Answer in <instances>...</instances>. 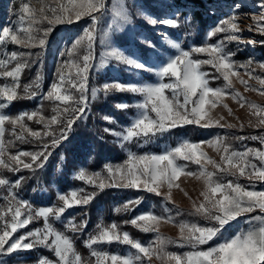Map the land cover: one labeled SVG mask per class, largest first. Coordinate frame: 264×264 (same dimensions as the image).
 <instances>
[{
  "label": "snow or ice",
  "instance_id": "6c2138e0",
  "mask_svg": "<svg viewBox=\"0 0 264 264\" xmlns=\"http://www.w3.org/2000/svg\"><path fill=\"white\" fill-rule=\"evenodd\" d=\"M35 3L39 7L33 6V0H21L16 26H5L0 29V46L12 44L26 49L37 47L45 49L48 37L57 25L74 24L85 18L90 23L83 27L82 34L75 38L70 47L60 53L62 57L66 55L68 59L60 63L56 70V78L42 96V99L53 103L52 111L55 114L51 117L43 116L39 110L15 116L3 112L14 100L40 95L39 92L32 90L33 85L37 89L40 88L39 75L32 85H23V94L18 89L21 88V74L34 62L33 58H38L41 54L11 51L6 52L4 58H0V78L11 80V83L0 86V169L13 174L26 169L34 174L45 166L52 155V150L68 140L73 125L78 120L86 119L90 103L88 95L90 70L103 66L107 60L126 65L128 69L154 71L157 77L156 83H123L117 80L105 82L102 88L91 89L92 100L96 99L100 91H103L105 96L112 92H128L143 98L134 105L128 103L116 105L121 110L130 107L137 109L136 116L123 131L107 127L103 129L105 133L118 137L121 147L131 143L142 147L158 134L186 125H196L203 129L234 128L236 127L234 124L221 123L224 120L223 116L216 118L211 115L212 110L218 106L227 109L229 115H232V110L223 103L225 96H231L241 108L247 107L250 116L249 127L264 128V105L248 101L237 91H229L233 88L232 78H236L246 92L253 91L264 97V76L256 73L252 59L238 64L232 59L236 52L226 50L225 41L244 43L243 37L236 34L242 31L237 20L248 13L234 11L230 16L219 20L216 26L207 32L205 43L200 46L193 45L189 50L181 48L180 43L168 40L177 54L152 65L138 56L127 54L124 49L112 46L108 32L100 29L103 17L109 12L105 0H54V3L35 0ZM253 6L258 7L259 11L258 14L251 15L254 27H249L248 30H256L264 36V0H257ZM233 7L240 9L243 5L237 3ZM110 11L113 21L108 25L109 28L115 27L122 31L124 26L132 24V17L124 0H115ZM208 11L212 14L216 9L210 7ZM139 14L152 26L163 25L168 28L180 26L179 10L165 12L160 17L145 11ZM191 20L192 13L188 12L185 23L191 26ZM98 32H101V44L109 49L105 53V58H102L101 65L93 63ZM222 33L225 34L222 39L214 43L207 42ZM160 35L168 39L166 32H161ZM141 42L150 48H156L153 41L146 36L141 37ZM246 43L264 44V40L248 39ZM81 48L84 49L82 56L79 55ZM193 54L206 55L208 59H195ZM203 65H210L215 69L211 79L222 78L224 81L222 86H210V74L201 70ZM256 67L264 72V62H257ZM241 68L244 69L243 74L240 73ZM243 76H247V79ZM250 80L255 81L259 87L250 85ZM71 89H75V93ZM34 118L35 123L43 125V131H35L27 126L25 120L33 121ZM104 119L109 123L114 122L110 116H105ZM6 124L12 126L11 134L16 140L30 143L31 141L24 136V133H27L39 142L38 148L33 151H9V148L15 147V142L5 141ZM17 126L21 130L19 133L15 131ZM243 127L241 123L240 129L243 130ZM228 139L240 142L248 139L259 140L261 148L245 147L244 150H237L226 142ZM201 145H206L217 152L219 160L210 158L201 149ZM180 161L187 163H179ZM256 161H259V164ZM188 163L199 165V168L191 170ZM207 165H211L214 170L209 171ZM104 171L107 175L101 172L89 173L81 168L74 178L90 185L94 191L88 192L80 188L72 189L67 194L57 193L58 200L62 202L59 206L40 207H34L31 202L17 194L16 190L21 187L26 177L19 176L15 180H10L0 175V189L6 193L0 197L6 202L0 206V264H9L5 257L14 256L19 260L20 253L38 248H46L53 252L56 260L40 257L37 264H151L153 257L160 261V264H264V189L256 188V182L264 183V134L231 137L218 135L200 142L182 140L175 147L166 148L158 154H139L129 150L123 164H107ZM181 176L202 180L203 190L199 193L202 199L192 202L193 210L187 215L199 217L205 223L178 219L185 214L179 211L173 214L174 210L168 208L167 204L162 206L164 215L148 211L125 221L145 233H156L154 240L148 244L133 239L128 232L121 231L115 222L108 225L100 222L84 241L90 257L95 258L91 260L82 258L76 251L72 239L49 223L51 217L64 223L65 228L73 233H84L88 226L86 219L76 223L75 217H70L65 223L62 217L68 209L87 206L98 192L106 188L142 189L156 196H163L165 201L171 203L172 189L180 187L175 182ZM241 178L247 179L249 183L241 184L239 182ZM163 188H167L166 193L161 192ZM180 191L184 190L181 188ZM184 194L187 196V192ZM140 203L139 198L128 200L121 207H117L116 211H132ZM257 211L261 214L250 215ZM241 217H245L247 229L241 228L235 235L222 238L226 226ZM40 218L44 221L42 228L28 229L30 223ZM161 222L178 228V239L173 240L160 235L158 226ZM21 229L28 230L20 231ZM113 243L128 245L135 251L122 255L94 247ZM169 245L181 248L188 246L192 251L184 253L168 251ZM203 245L209 246L205 249L200 247Z\"/></svg>",
  "mask_w": 264,
  "mask_h": 264
},
{
  "label": "rangeland",
  "instance_id": "374dc122",
  "mask_svg": "<svg viewBox=\"0 0 264 264\" xmlns=\"http://www.w3.org/2000/svg\"><path fill=\"white\" fill-rule=\"evenodd\" d=\"M45 2L54 3V0H45ZM256 2L257 0H230V1L220 2L219 4H216L214 6H210L208 3H204V6L199 9V14L201 15L202 19L205 20V22L202 24V27L199 30L198 34L196 35L194 33V35H192L191 34L192 25L189 26L187 23H185V17L187 16L188 12L192 13L193 11H196L198 9L194 6L183 4L184 2H181L182 4L178 6L176 5V0H124V3L132 17L133 22L131 25L124 26V29L121 31L115 27L113 28L108 27V25L111 24L113 21V17L110 9L112 5L115 3V0H105L106 6L109 8V12L105 17H103L100 23V29L102 31L108 32V39L112 42V46H116L121 49H124L127 54L138 56L139 58L144 59L145 61L151 63L152 65H156L159 60H166L169 56H174L177 54L176 49L171 47V45L168 43V40L174 41L176 43H180L181 48H183L184 50H189L193 45H197V46L203 45L205 43L207 32L209 31V29L214 28L216 24L219 22V20L230 16L231 13L234 11L246 12L248 13V15L246 16L242 15L237 20V23L242 29V31L236 33L237 35L243 37L244 43H240L238 41H232V42L225 41L226 50L236 52V55L232 57V59L235 60L238 64L247 62L249 59H252L253 61L252 66L256 68V73L258 75L264 76V72H262L258 67H256L257 62H264V55H262L261 51L259 50L260 47H264V44L258 43L255 45H248L246 43L248 39H253L257 41L264 40V36L260 35L258 31L248 30L249 27H254L251 19V15L258 14L259 11L258 7L253 6L256 4ZM237 3L242 4L243 7L240 9L234 8L233 5ZM20 4H21V0H0V29H2L5 26H9V27L16 26V23L18 21L17 13ZM33 6L39 7V5L35 3V0H33ZM210 7H214L216 9V11L212 14H209L208 11ZM176 10H179L180 13L179 16L180 15L183 16L181 18L178 17V19L180 20V26L177 28H168L163 25L152 26L143 18L142 15L139 14L141 11H145L153 16L160 17L165 12H175ZM87 23H90V21H88L87 18H85L84 20H81L74 24L57 25L53 30L59 32L57 45L60 44V46H59V51L56 49L57 47L53 46L52 49L53 56L51 57L48 63V67L46 69V75H45V78L47 79V84H45V86L42 88L43 94L47 92L51 83L56 78V70L60 65V63L63 60L68 59L66 55L62 57L60 53L65 52L66 48L70 47V44L74 42L75 38L78 35L82 34V29L83 27L86 26ZM161 32H166L168 34L167 40L162 35H160ZM100 35L101 32H98L97 40L94 45L93 63L96 65H101L102 58H105V53L109 50L105 45L101 44ZM224 35L225 34L223 33L218 34L217 36L212 37V39L207 42L214 43L217 40L222 39ZM142 36H146L150 40H152L153 43L156 45V48L155 49L150 48L146 44L142 43L141 42ZM237 49H239V51H237ZM11 51H31L33 54L40 53L41 55L38 58L35 57L33 58L34 60H37L39 62L43 57L42 56L43 49H40L38 47L32 49H26V48H21L17 45L8 44L7 46H0V58H4L5 53ZM154 52H156L157 54L153 55ZM83 54H84V49L81 48L79 50V55L82 56ZM193 58L208 59L206 55H196V54H193ZM201 70L210 74L209 79H210L211 87H217L223 85L224 81L222 80V78L218 80L211 79V75L215 74V69H213L210 65H203ZM243 72L244 69L241 68L240 73L243 74ZM37 75L40 76L39 73L36 74L34 78L35 80ZM243 78L247 79V76H243ZM232 79H233V88L230 89L229 91H233V90L237 91L242 96H244L248 101L252 103L264 105V97L260 96L258 93L253 91L246 92L244 90V86L241 85L236 78H232ZM117 80L123 83H128V82L156 83L157 77L154 71L144 72L136 69H128L126 65L118 64L114 60H107V63L104 64L103 66H100L99 68H93L92 70H90L89 81H88L90 103L92 100L91 98L92 88H102L105 82H112ZM9 83H11L10 78L9 79L0 78V86ZM39 83L40 85H43L41 77ZM249 84L252 85L253 87H259V85L255 81L250 80ZM34 91H37V89L35 88ZM39 91H41L40 88ZM71 91L75 93V89H71ZM112 93H114V96L115 94L123 96L122 98L123 100L121 101L118 98L116 104H114L115 106L119 103H128L129 105H134L143 99L141 96L137 94H132L128 92H123V93L112 92ZM126 97L128 99L127 101H126ZM223 103H226L228 105V108L232 110V115H229L228 110L224 109L222 106H218L211 112V115L216 118H219L220 116L224 117V120L221 121L222 124L231 123L236 125L237 129H240V124L243 123L244 127L242 131H246L247 136H252V135L260 136L264 134V128L248 126V120L250 119V116L247 107L241 108L239 104H237L235 101L232 100L231 96H225L223 99ZM128 110L132 112V114L129 115L128 117V121L125 124H118L117 122L113 126H110V129H113L115 131H123V128L125 126L130 125L132 119L137 114V109L135 107H130L128 108ZM87 113H88V109H87ZM216 128H221V127H216ZM168 133L169 132L158 134L157 137H155L150 143L145 144L142 147L136 143L125 144L123 147H121L120 139L118 137L111 135L113 142L118 146V148L125 156L122 161L113 163L111 165L123 164L127 159V153L129 150L139 154H144V153L158 154L163 152L166 148L175 147L182 140H187L185 138L178 137L175 143L172 144L168 140ZM26 135L28 134L24 133V136ZM218 135L221 136L220 134L213 133L205 140L212 139ZM245 147L261 148V144L259 140L253 141L251 139H248V142L245 145H243L240 149L235 147L233 148L237 150H244ZM201 149L205 151L210 158L215 159L217 161L219 160L218 153L213 151L208 146L201 145ZM5 159H7V157H5ZM179 163H187V162L180 161ZM256 163L259 164V161H256ZM188 167L191 170H197L199 168V165L188 163ZM206 167L209 171L214 170L212 169L211 165H207ZM81 168L85 169L83 166H79L77 169L72 171L69 179L70 181L68 182V186L65 189V191H59L54 187L55 188L54 194L56 195V200L53 204L55 206H59L62 203L58 200L57 193L67 194L72 189H80V188H83L88 192L92 191L90 185L85 184L83 181L74 178ZM104 169L97 170L95 172H101L102 174L107 175ZM0 175L4 176L5 178H9L7 174V170L5 169H0ZM227 179H231V177H227ZM241 179H243V182H240L241 184L249 183L247 179L244 178ZM73 180L75 182H72ZM175 183L179 184L180 187L179 188L174 187L172 189L171 203H175L180 207L192 208L193 201L198 202L200 199H202V197L199 196L200 191L203 190L202 180H196L194 177L181 176ZM181 188L184 190L183 192L180 191ZM256 188L257 190L264 189V183L256 182ZM161 192L166 193L167 188L161 189ZM185 192H187V196L184 194ZM5 194L6 193L4 192V190L0 189V197H2ZM18 196L24 200L29 201L28 199L22 197L19 194ZM161 197L164 199L163 196ZM5 203L6 202L3 201V199H0V206H3ZM33 206L40 207L39 205H34V204ZM75 208L76 207L72 209H68L65 212L64 216L62 217V220L65 223L68 218L72 217V213L74 212ZM173 210L174 213L175 211H177L176 208ZM148 211L149 210L141 211L137 215L141 213H147ZM179 212H181V210ZM260 214L261 213L257 211L250 215H260ZM185 217L186 220L191 219V217L188 215H186ZM193 217L194 216H192V218ZM244 220L245 217H241L238 218V221H233L230 225L226 226V230L224 232L223 238H228L235 235L236 232H238L241 228L247 229L248 225L244 223ZM56 222L59 221H55L51 217L49 218V223H51L58 231H60L54 225ZM43 224H44L43 218H40L30 223L28 225V229L42 228ZM61 224L64 225V223ZM230 226H231L230 230H232L231 233L228 232V228H227ZM158 227H159L160 235L168 238L178 239L179 236L178 228L174 227L171 224H167L163 222H161V224ZM28 229H21L20 231H26ZM153 234H154L153 238L150 241L154 240L156 236V233ZM150 241H148V243ZM94 247H99L100 249L107 250L113 253H120L122 255L127 254L129 251L133 252L132 250H134V249H130L128 245H121L118 243H113L111 245L103 244ZM43 251L48 252L49 254L47 255L43 254ZM20 257L21 259L19 260L16 259L14 256L5 257L4 259L8 260L9 264H37L38 258L40 257H44L49 260H56V257L53 254V252L49 251L46 248H38L36 250L25 251L23 253H20ZM94 259L95 258H93L92 260ZM151 264H160V261L156 260L155 257H153Z\"/></svg>",
  "mask_w": 264,
  "mask_h": 264
},
{
  "label": "trees",
  "instance_id": "16d2710c",
  "mask_svg": "<svg viewBox=\"0 0 264 264\" xmlns=\"http://www.w3.org/2000/svg\"><path fill=\"white\" fill-rule=\"evenodd\" d=\"M223 1L230 0H176V5L179 6L182 4L181 2H184L183 4L198 8L196 11L192 12L191 20V34L194 35L195 33L197 35L202 27V24L205 22L199 14V9L204 6V3L214 6ZM179 17L181 18L183 16L180 15ZM58 33V31H53L49 35L47 46L43 49V57L41 61L39 62L34 60V62L30 63V66L21 74V88L18 89L21 94H23V85H32L33 81H35V75L38 73L40 74L43 85H40L41 91L36 88L40 95L33 98L14 100L8 108L3 110L4 113L15 116L20 113H30L32 111L39 110L40 114L45 117H51L55 114L52 111L53 103L42 99V88L45 84H47L45 75L48 63L53 56V46L57 47L56 49L59 51L60 44L57 45ZM259 50L262 55H264V47H260ZM34 89L35 86L33 85L32 90L34 91ZM118 98L120 101L123 100L122 95L115 94L114 96V93H110L105 96L103 92H99L96 99L91 100L86 119L78 120L76 124L73 125V131L70 133L68 140L62 142L59 147L52 150V155L49 157L47 163L42 169H38L34 174L26 169L15 174L7 171L9 177L8 179L10 180H15L19 176L26 177V179L22 182L21 187L17 190V194L28 199L34 205L53 206V203L56 200V195L54 194L55 188L59 191H65L68 186V182L70 181L69 179L72 171L77 169L79 166H83L89 172H95L97 170H103L104 166L107 164L122 161L125 157L124 154L113 142L112 136L103 131L105 127L110 128V126H113L117 122L118 124H125L128 121L129 115L132 114V112L128 109L121 110L114 105L116 104ZM127 100L128 99L126 97V101ZM105 116L112 117L114 122L109 123L104 119ZM25 122L31 129L43 131V125L35 123V118L33 121L25 120ZM5 128V141L13 140L15 142V147L9 148V151H33L38 148L39 142L34 140L32 137L26 135L25 137L31 142L21 143L11 134L12 126L10 124H6ZM15 131L19 133L21 130L17 126ZM213 133H217L225 137L239 135L247 136L246 131L237 129V127L231 129L216 127L203 129L196 125H186L181 128L170 130L168 133V140L173 144L178 137H181L193 142H200ZM226 142L231 144L232 147L240 149L248 142V140L240 142L234 139H228ZM72 182L75 181L73 180ZM239 182H243V179H240ZM91 190L94 191L92 187ZM137 198L141 200V203L135 206L132 211H116V208L121 207L126 201ZM164 204H167V207L170 209L176 208L177 211L181 210V213L185 214L178 217V219H186L185 216L187 213L193 210L190 207H180L175 203H167L161 196H156L155 194L144 190L106 188L102 192H98V195H96L90 204L87 206L76 207L72 213V217H75L76 223H79L82 219H86L88 221V226L84 233H73L66 229L61 222H56L54 225L62 233L72 239L75 249L82 256V258H89L92 260L93 257H90L89 249L85 246L84 241L88 238V234L93 232L98 223L103 222L105 225H108L115 222L120 226L121 231L128 232L133 239L146 244L153 238L154 234L152 232L145 233L139 228L132 226L130 223H125V221L131 220L139 212L144 210L152 211L157 215H164L162 208ZM173 214L175 213L173 212ZM190 217V221L205 223V221L199 217H193L194 219L192 216ZM227 228L228 232L231 233V226ZM213 243L214 242H209V244ZM208 246L209 245H203L200 247L206 249ZM188 250L190 251L192 249L188 246L183 248L176 245L168 246V251L172 252L184 253ZM132 251L134 252L135 250ZM43 254L47 255L49 253L43 251Z\"/></svg>",
  "mask_w": 264,
  "mask_h": 264
}]
</instances>
